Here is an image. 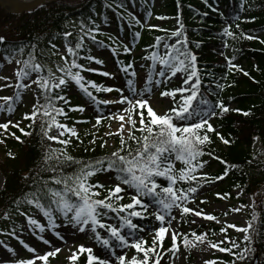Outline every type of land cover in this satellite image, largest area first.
Masks as SVG:
<instances>
[{
  "label": "snow or ice",
  "instance_id": "1",
  "mask_svg": "<svg viewBox=\"0 0 264 264\" xmlns=\"http://www.w3.org/2000/svg\"><path fill=\"white\" fill-rule=\"evenodd\" d=\"M207 4L208 0H204ZM211 7V5H209ZM105 7L111 8L110 4ZM118 7H123L122 0ZM214 11L218 9L214 8ZM148 15H151L149 12ZM206 15V14H205ZM163 19V17H159ZM255 19V18H253ZM132 22L143 26V21L132 17ZM179 23V20H178ZM149 28H158V25H148ZM231 24H228L222 31L224 35L235 38L236 33L231 30ZM240 27L239 24L236 25ZM183 25L172 30L170 36L155 37V43L146 45V49L152 51L144 56L145 61H151V64H143L141 68L147 67L148 72L145 77L137 71L135 62H122L117 60V66L120 72L124 73V86L98 84L94 80L87 79L83 72H92L104 77L115 78L114 74L103 71L102 68L91 67V62L97 65H103L104 61L91 54V48H87L85 37L93 45L101 48L111 47L104 41L97 39V33L100 28L94 26V21L85 23L80 22V34L75 41L69 39L72 33L64 31L61 36L64 40L66 52H61L59 47L52 43L53 49L59 54L62 64H56L55 72L51 67L47 68V74L44 73L45 66L40 64L33 52H28L27 59H18L17 65H21L15 70V92L11 96L0 97L5 103L0 104V112H7L11 116L17 102L22 101L26 90L32 91L36 96V102L32 105V111L24 114L25 119L32 121L30 127L36 123L37 119L41 121V130L43 136L50 141H58L65 146L63 150L52 148L45 151L43 157L44 167L42 170L51 172L48 179H41L43 185L35 186V190L23 194L22 198H17L14 203L16 211L21 216L26 217L27 225L20 227L21 231L27 230L37 241L48 246L50 250L39 254L37 247L30 245L15 231L8 235L15 236L20 245L30 253L31 258H21L10 262H0V264H50V257L55 258L62 251L61 247L56 246L49 235L68 243L67 235H88L96 245L104 250V257L94 254L93 247L80 244L79 247L71 252L67 257L69 264H78L82 254H86L84 264H160L164 254L171 252L173 257L180 251L178 240L183 237L185 248L196 247L197 243L204 244L206 241L211 249H217L223 253H229L235 259L231 261H221L220 264H236L237 261L244 262L249 258L254 250L251 245L254 242V234L258 232V216L253 208L251 219L243 227L234 223L220 221L216 215L206 213L202 209L197 210L189 207L188 204L194 202L199 191L204 184H210L214 181L223 180L228 174L229 169L236 167L228 165V162L219 156H214L221 163L228 165L221 175L214 178L209 173L202 171L208 164V161L201 159L204 155L213 156V153H206L204 145L211 144L209 133L217 135L225 144H231L232 141L226 139L211 122L213 118L222 116L223 113L232 111L223 99L217 98L215 103L204 99L202 88L204 87L200 71L197 67V58L187 46V38L184 36ZM168 31V30H163ZM243 38L252 40L260 39L241 31ZM140 37V32L134 33V39ZM175 37L172 43L171 38ZM55 39V38H53ZM111 40L112 38L109 37ZM115 43V41H113ZM264 43V40L261 41ZM9 42L6 37L0 35V46L7 45ZM122 51L125 54H131L132 48L127 44L120 42ZM225 43V47H227ZM35 49L36 45H30ZM161 47L163 52L160 51ZM25 48L13 45L11 49L5 48L7 55L4 59L10 63L14 54H23ZM85 51L87 54H84ZM115 56L119 52V47L111 48ZM229 71H244L239 65L233 63L235 57H226ZM87 61L88 64L79 61ZM159 65V69H157ZM59 73L60 75H57ZM180 74H183L182 76ZM245 75L249 73L245 72ZM175 78H180L181 83L177 87H165L160 92L161 97H170L173 106L167 109L163 114L153 108L151 96L155 90L166 85H171ZM226 79V77H225ZM0 80L8 81V77L0 76ZM74 84L95 107L99 114L95 115V125L97 128L104 119L121 121L116 133L120 135V147L108 155L99 159H90L87 161L77 160L67 153L66 147L71 143V139H61L65 133L69 137H75L79 140L78 130L75 123H87L88 121L77 120L71 127L59 122L57 117L67 119L68 112L86 111L84 105L70 104L67 88ZM33 86H35L33 88ZM12 87L5 83L0 85V89ZM226 87L225 84L217 83L216 88L220 91ZM95 93H110L115 91L119 95L112 99H101ZM219 97V93H212ZM177 97H179L177 99ZM194 101L196 102L194 104ZM57 102H60L59 104ZM100 105H120L121 107L109 111L107 116L100 110ZM146 110V113H145ZM249 115V111L234 109ZM139 118V127L137 120ZM12 125L19 129L24 135H31L24 128L20 127L18 122L8 119L7 122L0 123V129L6 133L10 132L9 126ZM126 126L127 129H126ZM111 125H109V128ZM55 128L58 135H50L49 131ZM127 130L128 140L136 143L135 149L127 143L124 132ZM138 131L141 135L136 136ZM147 133V135H145ZM20 141L21 137L15 133H10ZM113 132H107L105 135H113ZM4 141L0 140V143ZM22 142V141H21ZM96 137L90 141L95 144ZM107 141H103L100 147L103 148ZM86 151L88 149H85ZM55 154V155H52ZM9 156L14 154L9 152ZM55 163H52V161ZM175 161H181L184 167L176 169ZM75 165V170L70 173L63 171L64 167ZM112 173H114V186L106 188V184H113ZM98 174L107 177L105 182L94 180ZM158 178H164L167 181L166 186L158 183ZM25 179H29L28 176ZM180 182H186L189 187H178ZM97 189H106L107 195L100 197ZM237 195H240L238 192ZM130 197V202L122 203L124 197ZM218 197L227 198L230 193H217ZM26 203L34 209V214L29 215L21 211L19 205ZM207 201L201 200L200 203ZM232 208L231 212H239L241 208ZM151 209V211H150ZM180 210V220L184 222L186 214L192 213L196 217H204L209 221L223 223L226 226L221 227L220 232L225 234L224 238L218 242L208 239V232L198 234L192 231L189 234L183 233L178 229H173L172 224L177 220L173 210ZM229 215L228 211L224 216ZM39 217V218H37ZM149 217H154L158 226L151 228L154 233L151 237V243L140 233L144 232L145 226L136 220L143 221ZM4 218L9 219L8 212L4 213ZM135 218V219H134ZM193 220L191 223H195ZM229 229H235L243 232V240L247 242L245 246L231 240L227 235ZM4 230H0L2 232ZM215 233H213L214 235ZM171 237V244L164 248L163 244L167 236ZM225 241L229 246H224ZM0 245L10 253L14 249L0 241ZM134 249L135 254L128 256V250ZM235 249V251H234ZM207 249H202L206 251ZM143 254L140 258L139 254ZM174 264V261H173ZM205 264H217L216 260H208Z\"/></svg>",
  "mask_w": 264,
  "mask_h": 264
},
{
  "label": "trees",
  "instance_id": "2",
  "mask_svg": "<svg viewBox=\"0 0 264 264\" xmlns=\"http://www.w3.org/2000/svg\"><path fill=\"white\" fill-rule=\"evenodd\" d=\"M120 2L121 0H83L80 5L76 6L77 8L66 7L63 2H56L29 15H12L0 8V35L5 36L9 42L7 45L0 46V56L5 57L7 55L5 53L6 47L8 49H11L13 45L24 47L25 52L22 55L14 54L11 61L27 59L28 52H33L37 61L45 66L43 74L46 75L48 64L57 61L53 54L56 49L52 48L49 41L51 40L59 47L64 44L61 33L68 31L73 34L69 39L74 42L77 35L80 34V22L84 21L87 24L91 20L94 21V26L99 28L102 23H107L114 29L113 34H108L104 38L99 37L97 33V39L104 41L106 45H110L111 47H108L110 49L119 47V52L112 56V61L115 64V72L124 75L118 69L117 60L125 63L140 62L146 54L152 51L150 48L146 49V45L154 44L157 36H170L171 31L179 28L182 24V32L187 38L188 49L197 58V67L204 85L201 90L203 98L213 103L217 98L223 99L230 109H233L212 119L214 127L232 143L221 147L220 144L223 141L214 133H209L212 143L203 147L206 153H213V156L206 154L201 159L208 161L207 166L202 171L209 173L212 178L221 175L228 165H235L236 167L230 168L229 174L223 180L204 184V186L227 191L242 189L248 194L263 197L262 210L258 216L259 230L254 234V242L251 245L254 250L246 261H237L236 264H251L254 256L258 257L259 264H264V43L261 42L264 40V0H208L207 4L204 0H159L157 3H154V0H122L123 7H118ZM106 3L112 7H105ZM133 8L140 11L143 26L132 22L129 10ZM214 8L218 11H214ZM65 10L68 11L65 12ZM149 12L151 15H148ZM159 17L168 19L166 25L175 22V28L169 26L149 28L146 26L147 21L150 22V25H156ZM72 20L76 22V26L74 30L70 31L67 27ZM228 24H231V30L236 33L235 38L224 35L222 30ZM237 24L240 25L239 28L236 27ZM137 31L140 32V37L134 39V33ZM241 31L258 36L260 39H245L242 37ZM121 36L132 48L131 54L123 53L119 39ZM109 37L112 39L110 40ZM175 39L172 37L170 42L174 43ZM85 40L88 41V38L85 37ZM225 43H227V47H225ZM30 45H36V48L33 49ZM86 46L88 47V44ZM135 51L143 52L135 56ZM160 51H164L162 47ZM233 56L235 57L233 63L239 65L244 71L238 69L229 71L226 57ZM79 62L89 63L83 60ZM59 63L62 64V61ZM245 72L249 75H245ZM82 74H88L87 79L94 80L98 84L103 80V76L98 74L89 72ZM217 83L226 85L223 91L216 88ZM72 85L76 87L74 84ZM92 91L95 95H99L94 90ZM217 92L219 97L212 94ZM69 100L72 105L91 103L78 88L75 95L69 96ZM93 108L95 109L94 106ZM234 109L249 111L250 114L244 115L242 112L234 111ZM65 112H67V119L57 117L61 123L72 125L76 120L88 121L87 123L81 122L84 127H87L92 120L90 114L83 116L79 114V111L68 112L67 106H65ZM97 113L99 114V112ZM31 124L32 121L28 120L25 126H20L26 132H30L31 135H24L18 128H13L12 133L20 136L21 140L18 141L12 135L4 140L6 148L3 160L0 162V172L3 173L5 179L4 186L0 190V226L5 224L3 220L5 212H8L9 217H12L13 220L22 217L16 211L14 201L17 198H22L24 193L34 191L35 186L42 187L41 179H48L52 175L51 172L42 170L46 167L43 161L45 151H50L52 148L63 150L65 147L58 141L53 145L48 143V139L43 136L41 130V121L30 127ZM135 135L140 136L141 134L136 131ZM253 136L260 138L261 149L259 151H255L251 147V137ZM61 139H71L66 150L69 155L77 160L87 161L108 155L100 149L99 145L91 146V139L82 135H79V140L67 135ZM126 140L131 148L137 147L134 141ZM9 152L13 153L14 157L9 156ZM214 156L221 157L228 162V165L221 163ZM52 163L55 161L53 160ZM175 164L177 170L184 167L181 161H175ZM74 170L75 165L63 168L65 173ZM111 175L114 179L115 174L112 173ZM26 176L29 179L26 180ZM100 176L101 174H98L93 178V181L99 180ZM34 181L36 182L35 186ZM158 183L166 186L167 181L164 178H158ZM178 187L186 189L189 184L180 182ZM97 191L101 194L99 198L107 195L106 189H98ZM121 202H130V197L125 196ZM28 206L23 201L19 205L21 211L24 212L26 211L23 209H28L26 208ZM188 219L189 217L186 215L185 220ZM135 222L145 226L146 230L140 235L144 236L150 244L154 234L150 230L154 226H158V222L155 221L154 217H149L143 221L136 220ZM183 226L185 225L183 224ZM238 243L243 247L247 242ZM169 245L170 243L165 240L163 247L168 248ZM102 252L104 249H99L94 254L102 257ZM128 252L130 256L135 254L134 249H129ZM170 255L171 252L165 253L160 264H168L167 260ZM139 256L142 258L143 254L141 253ZM85 258L86 255L78 261V264H84ZM233 259L235 258L232 255L224 253L221 261L227 262Z\"/></svg>",
  "mask_w": 264,
  "mask_h": 264
},
{
  "label": "rangeland",
  "instance_id": "3",
  "mask_svg": "<svg viewBox=\"0 0 264 264\" xmlns=\"http://www.w3.org/2000/svg\"><path fill=\"white\" fill-rule=\"evenodd\" d=\"M159 0H154V3H157ZM56 2H63L66 4V7H76L80 5L83 0H55L52 1L51 3H48L44 5L43 7L50 6L51 4H54ZM41 7V8H43ZM1 8V7H0ZM40 8V9H41ZM77 8V7H76ZM2 9V8H1ZM3 10V9H2ZM5 11V10H4ZM35 11H30L26 13H21V14H12V15H29L35 13ZM68 10H65L67 12ZM6 12V11H5ZM8 13V12H6ZM129 15L132 17L139 18L142 20L141 13L138 9H131L129 10ZM159 21H157L156 25L159 27L162 26H169V27H174L176 26L175 22H170L171 25H166L168 19H163L158 18ZM150 25V22L147 21L146 23ZM76 26L75 21H71L68 23V30H74ZM114 31V29L107 23H102L100 27V33L99 37L104 38V36L111 34ZM113 34V33H112ZM120 41H123L126 43V40L124 37H119ZM86 44H88L87 48H91V54L98 57L99 59L104 61L103 65H97L94 62H91L90 66L94 68H102L103 71H108L114 74L115 78H109V77H104V80H102L101 84L104 85H115V86H124V80L125 76L122 75L121 73H114V63H112V58L111 54L112 52L110 49L107 48H101L97 45H93L91 42H88L85 40ZM59 49L61 52H66V49L64 48V44L59 46ZM143 51H135L134 55H140ZM87 54V52H86ZM54 58L57 59L56 63H49L48 67H51L53 71L55 72L56 70V64L61 61L60 55L55 54ZM18 59H14L10 63L7 61V59H4L3 56H0V76L8 77L9 80H0V85H3L5 83H9L12 85V87H6L3 89H0V97L3 96H11L14 95L15 92V70L20 67V65H17L15 61ZM63 63V61H62ZM60 64V63H59ZM143 64H151V61H145L142 59L139 63L135 64V67L137 71L141 74L142 77L146 78L147 75V67L141 68V65ZM159 65H157V69H159ZM92 73V72H91ZM57 75H60L59 73H56ZM96 74V73H93ZM86 78L88 75L82 74ZM181 76L183 74H180ZM181 82L180 78H175L171 85H166L164 87H160L158 90L154 91V94L151 96V104L153 108L158 112V114H163L167 109L173 106L172 100L170 97H161L160 92L165 90V87L171 88V87H177L179 86ZM35 86H33L34 88ZM68 96H73L76 94L75 87L70 83L69 87L67 88ZM119 94L116 93L115 91L110 92V93H104L100 92L98 97L101 99H112L117 97ZM179 97H177L178 99ZM36 102V96L35 94L30 91L26 90L23 94V99L20 102H17L16 109L14 113L9 116L7 112H0V123L7 122L8 119H11L14 122H18L20 126H25L26 122L29 119L24 118V114L26 112H31L32 111V105ZM5 103L3 100H0V104ZM86 107V111L83 113H80L83 116H86L87 114H90L92 120L90 121L89 125L87 127H84L81 123H75L74 121L72 125L75 123V127L78 130V136L82 135L86 138L93 140L94 136L96 137V142L95 144H91V146L96 145L100 146V144L103 141H107L105 146L103 148L100 147L102 151H104L107 154H110L111 152L115 151L117 148L120 146V135L116 133V129L119 127V124L121 121L118 120H109V119H104L101 124L97 128H93V125H95V115L98 113L96 110L92 107L91 104L84 105ZM120 105H100L101 110L104 112L105 116H107L109 111H114L118 108H120ZM146 113V110H145ZM134 118L137 120V126H139V118L135 117ZM40 119H37L36 122H39ZM65 124V123H64ZM68 125V124H67ZM72 125H68L71 127ZM109 125L111 127L109 128ZM128 126H126L127 129ZM10 132L6 133L3 129H0V140L4 141L6 137L11 136L10 133H12V129L16 128L12 125L9 126ZM125 129L124 136L125 139H127L128 133L127 130ZM113 132V135H105L107 132ZM50 135H58V130L55 128L51 129L49 131ZM65 135L69 136L67 133ZM75 138V137H71ZM252 143L251 147L254 148L255 151H259L261 149V143H260V138L258 136H253L251 137ZM56 141H50L48 140V143L50 145H53ZM221 147L225 146V143L220 144ZM5 143H0V162L3 160L4 157V151H5ZM99 180L103 183L107 180V177L102 175L100 176ZM4 176L3 173L0 172V190H2L4 186ZM114 179H113V186H114ZM109 184H106L108 186ZM111 186V185H110ZM98 190V189H97ZM240 193V195H237V193ZM217 193H230V196H228L226 199L221 198L217 196ZM205 200L207 201L206 203L201 204L200 201ZM263 197H258L255 195L248 194L246 191L242 189H233L230 191L227 190H218L217 188H208L206 186H203L202 190L199 191V194L196 196L194 202L189 203V207H192L197 210H203L206 213H210L213 215H216L220 221H227L228 223H234L237 226L243 227L246 225L247 221L251 219V215L253 212V208L255 209V212L257 213V216H259V213L262 210V203ZM241 205H245L246 207L241 208V211L239 212H231L230 209L232 208H240ZM28 209H23L25 210L29 215L34 214V209H31L30 206L26 207ZM228 211L229 215L227 217L224 216V212ZM173 214L176 215L177 220L173 222L172 228L173 229H178L179 231L183 233H187L190 236V233L192 231L197 232L198 234L208 232V239L213 241V242H218L224 238L223 233L220 232L221 227L226 226L223 223H217L216 221H209L205 219L204 217H196L194 214L189 213L186 214L189 219L185 220L184 222H181L180 220V210L174 209ZM39 218V217H37ZM5 224L0 226V230H4L0 232V241H4V243L10 245L15 251L14 253L8 252L3 245H0V262H10L14 261L16 259H21V258H31L33 256V253L28 252L25 250L18 240L15 238V236L8 235V233H11L13 231L16 232L17 235H19L21 238H23L27 243H29L32 246L37 247L39 254H43L45 251L50 250V248L46 245H44L42 242H39L36 240L34 236H32L27 230L21 231L20 227L21 226H26L27 225V220L26 217H17L15 220H13L12 217L9 219L6 218L4 219ZM195 220V223H191V221ZM183 224L185 226H183ZM213 233H215L213 235ZM227 235L231 238V240H234L236 242H245L243 240V232H238L235 229H229L227 232ZM50 239L53 240V242L56 244V246L61 247L62 251L57 254V257L51 258L50 257V264H69L67 257L71 255L72 251H75L80 244H84L85 246H90L93 247V251L98 248L99 245H96L94 241H92L88 235L84 234H78V235H67V240L68 243H63L62 241L55 239L51 235H49ZM191 238V236H190ZM170 244H171V237L170 235L166 237V239ZM183 237L178 240V243L180 245V251L176 254V257L172 256V253L170 257L167 260L168 264H205L206 261L208 260H216L217 264H220L221 258L223 256V252L218 251L217 249H211L210 246L208 245L207 241L204 244H200L199 242L197 243L196 247H188L185 248L183 245ZM228 246V242L225 241V245ZM99 249V248H98ZM103 249V248H102ZM202 249H207L206 251H202ZM85 254H82L80 259ZM128 256L130 257V254L128 252ZM102 257H104V253L102 254ZM79 259V260H80ZM37 264H41V262H37Z\"/></svg>",
  "mask_w": 264,
  "mask_h": 264
},
{
  "label": "water",
  "instance_id": "4",
  "mask_svg": "<svg viewBox=\"0 0 264 264\" xmlns=\"http://www.w3.org/2000/svg\"><path fill=\"white\" fill-rule=\"evenodd\" d=\"M52 1L55 0H36L33 4H31L30 6H26V7H17L14 10H7L5 9L1 4L0 6L8 13H12V14H21V13H26V12H30V11H34L37 10L39 8H41L42 6L51 3ZM252 264H258V260L257 257H254Z\"/></svg>",
  "mask_w": 264,
  "mask_h": 264
},
{
  "label": "bare ground",
  "instance_id": "5",
  "mask_svg": "<svg viewBox=\"0 0 264 264\" xmlns=\"http://www.w3.org/2000/svg\"><path fill=\"white\" fill-rule=\"evenodd\" d=\"M35 1L36 0H0V4L7 10H14L17 7L30 6Z\"/></svg>",
  "mask_w": 264,
  "mask_h": 264
}]
</instances>
